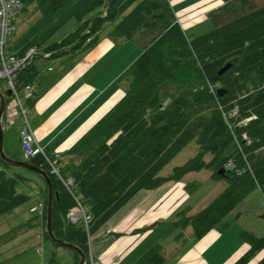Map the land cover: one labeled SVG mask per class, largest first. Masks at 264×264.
<instances>
[{
  "label": "trees",
  "instance_id": "obj_1",
  "mask_svg": "<svg viewBox=\"0 0 264 264\" xmlns=\"http://www.w3.org/2000/svg\"><path fill=\"white\" fill-rule=\"evenodd\" d=\"M29 1L36 2L44 13H55L69 0ZM222 1L209 12L214 29L189 38L172 0H85L74 13L78 29L46 48L45 54L58 57L79 52L88 44L95 46L112 22L116 25L109 37L114 43L132 40L139 32L149 40L129 67L123 98L62 153L58 161L62 177L52 172L43 153L28 159L47 171L57 193L55 235L78 245L87 264L91 263L90 237L138 191L154 189L169 178L179 180L191 171L215 167V180H229L225 190L204 209L194 215H188L187 209L179 212L176 225L183 229L193 226L198 238L213 228L227 229L230 221L222 222L223 217L254 188L264 195V1L259 5L252 0ZM32 46L36 47H28ZM227 64L230 67L221 72ZM37 76L33 60L19 72L18 80L33 84ZM219 87L227 88L228 93L220 96ZM192 140H197L199 153L175 166L170 176L160 175ZM206 153H211L210 160L205 159ZM47 154L52 156L50 151ZM12 167L1 160L0 215L35 194L45 205L36 224L44 226L43 237L50 239L46 232L47 183L40 174L43 186ZM223 168L224 174L220 173ZM69 178L74 182L72 189L89 207V231L82 222L74 223L68 217L77 203L64 182ZM32 224L29 220L22 229L3 234L0 243ZM241 237L245 248L229 264H264V236L244 230ZM160 249L159 244L152 247L138 264H158L163 259ZM52 253L53 261L55 250ZM79 261L75 252L73 264Z\"/></svg>",
  "mask_w": 264,
  "mask_h": 264
},
{
  "label": "rangeland",
  "instance_id": "obj_2",
  "mask_svg": "<svg viewBox=\"0 0 264 264\" xmlns=\"http://www.w3.org/2000/svg\"><path fill=\"white\" fill-rule=\"evenodd\" d=\"M84 1L69 0L55 13H44L38 8L36 2H27L26 8L16 20L17 30L11 37L10 48L18 52L24 47L36 46L28 47L27 50L35 49L33 56H36L35 61L39 70L35 82L43 90L48 85L60 82L66 74L71 73L85 62L84 56H89L95 51V56L99 57L88 66V70H85L81 78L71 84L69 91L74 92L79 86L85 84L93 88L90 100L92 105L97 107L106 99L108 101L106 109L102 111L100 109L96 115L100 119L125 95L129 82V67L142 54L149 40L147 34L139 32L132 40L114 43L109 37L116 25V22H112L106 25L100 35V41L95 46L88 44L81 51L68 52L60 55L62 57H45L47 56L45 50L50 44L61 41L78 29L80 23L74 13ZM252 1L259 5L264 0ZM222 3V0H172L178 20L183 23V28L189 38L214 29L209 12L220 7ZM21 96L24 97L23 92ZM27 106L30 112L31 107L28 104ZM12 129L19 131V123L6 126L7 132ZM16 150L19 154L15 153L13 156L23 158L22 149L18 146ZM199 151L197 140H192L162 169L160 175L170 176L175 166L184 164ZM211 157V153L205 154L206 160H210ZM11 169L23 172L35 183L43 186L40 183H43V178L38 173L19 167ZM214 169L215 167L191 171L179 180L169 178L160 186L154 189H141L134 195L135 197L133 196L143 199L140 205H145L146 200L150 198L149 195H143L146 192H153L152 194L155 195L153 199L162 195V199L168 198L167 202H172L171 208L167 211H164L165 208L161 203L150 208L151 212L158 216L159 222L155 224L156 231L149 237L162 244V252L168 255L167 259L170 262L187 248L194 247L198 239L193 226L189 225L183 229L176 225L179 212L187 209L188 215L196 214L214 201L229 185L227 178L219 180L213 178L216 174ZM38 204L39 201L34 195L25 204L0 215V236L14 229H22L25 220H32L36 223L34 220L38 217ZM170 211L171 215L168 214ZM112 219L99 231L103 232L107 229ZM224 221H230V226L223 232L217 231L220 236L208 246L202 258L204 262L200 261L198 264L228 263L231 256L233 257L237 251L241 252L244 245L241 233L244 230H251L257 235L264 236V195L261 190L258 187L254 188L236 208L223 217L222 222ZM218 226L220 225L215 227ZM44 230V226L36 224L35 227H26L14 238L3 240L0 243V264H73L75 251L67 247L55 246L50 239L42 236ZM94 235L90 237V243ZM205 243H208L207 240ZM53 250L56 252V257L52 261Z\"/></svg>",
  "mask_w": 264,
  "mask_h": 264
},
{
  "label": "crops",
  "instance_id": "obj_3",
  "mask_svg": "<svg viewBox=\"0 0 264 264\" xmlns=\"http://www.w3.org/2000/svg\"><path fill=\"white\" fill-rule=\"evenodd\" d=\"M95 53L94 51L89 56H84L85 62L83 64H80L75 70H71L72 72L66 74L60 82L48 85L44 90L36 82L33 83L37 93L33 103H28V105L31 107L29 116L36 135L34 146L40 145L46 152L50 151L51 154L59 153L62 155L99 120L96 115L100 109L101 111L106 109L108 104L106 99L97 107L92 105L90 100L93 88L85 84L79 86L74 92L69 91L71 84L81 78L84 72L88 70V66L99 57L95 56ZM45 57L50 58L51 56ZM34 63L36 65L35 59ZM18 146L22 149L19 131L12 129L7 132L5 130L4 150L6 154L11 158L22 160L25 157L23 149V158L13 156L15 153L19 154L16 150ZM40 183L44 184V182ZM152 193L146 192L143 194L150 196L145 205H140L142 198H134V196L133 200L130 199L132 201L129 200L115 214L116 216H112L113 219L111 218L112 220L108 223L109 227L107 229L95 233L92 237L93 241L90 243V252L95 264H138L139 259L158 244L161 246L160 251L163 256L158 264H198L200 261L204 262L202 258L205 251L220 236V233L217 232L219 230L213 228L203 237H197L194 247L187 248L175 260L170 262L167 259L168 255L162 252V244L149 237L156 231L157 226L155 224L159 222L158 216L151 212L152 209L150 208L161 203L165 208L164 211H167L171 208L172 202L168 203V198L162 199V195L157 199H153L155 195ZM168 214L171 215L172 212L170 211ZM28 221L25 220L23 224L28 223ZM34 221L37 223L36 220ZM36 223L32 224L33 227ZM206 240L209 244L205 243ZM244 248L245 244L242 246L241 251ZM238 254L237 251L233 257H230V261ZM189 259L190 263H188ZM230 261L226 264H229Z\"/></svg>",
  "mask_w": 264,
  "mask_h": 264
},
{
  "label": "built area",
  "instance_id": "obj_4",
  "mask_svg": "<svg viewBox=\"0 0 264 264\" xmlns=\"http://www.w3.org/2000/svg\"><path fill=\"white\" fill-rule=\"evenodd\" d=\"M28 0H0V91L4 94L6 104L5 111L2 116L3 126L6 128L9 124L19 123V137L21 147L24 151L26 160L43 153L48 163L51 165L52 172L61 176L58 161L61 157L59 153H52L49 156L46 150L40 145L34 146L36 143V135L32 128L28 106L30 99L35 97L36 89L34 84L22 83L18 80V74L25 69L36 56H33L35 49L30 48L24 54L19 51H12L10 41L12 35L16 32V20L24 11ZM49 56L50 54H45ZM11 90V94L8 91ZM23 92L24 97L21 96ZM1 165V157H0ZM231 166H234L231 163ZM67 187L72 189L73 179L64 180ZM76 198V205L68 212L69 219L74 222H82L86 230H90V221L92 215L89 207L83 202V197L72 189ZM35 195V194H34ZM38 199L39 197L35 195ZM40 214L44 213V202L39 199ZM43 236V234H42ZM92 264H95L91 256Z\"/></svg>",
  "mask_w": 264,
  "mask_h": 264
},
{
  "label": "water",
  "instance_id": "obj_5",
  "mask_svg": "<svg viewBox=\"0 0 264 264\" xmlns=\"http://www.w3.org/2000/svg\"><path fill=\"white\" fill-rule=\"evenodd\" d=\"M229 67H230V64H227L225 67L222 68L221 72L225 71ZM218 93L220 96H223L224 94L228 93V89L225 87H219ZM8 94H11V90L8 91ZM5 104H6L5 96L0 91V157H1V160L5 163L9 164L10 166L25 168V169L34 171V172L40 174L44 178L45 182L47 183L48 189H49L48 205H47V218H46V232H47L48 236L50 237V239L53 242H55L56 244H58L59 246L67 247V248H70V249L74 250L75 252H77L80 256V261L78 264H87V257L78 245L71 243V242H68V241H65V240H62V239H59L54 233V230H53V205H54V198H55V196H57V193L55 192V190L53 188L52 182L50 180V177H49V174L47 173V171L41 167L36 166L30 160L14 159V158L9 157L6 154V152L4 150V137H5L6 128L3 126V123H2V116H3L4 111H5ZM220 173L224 174L225 169L224 168L221 169Z\"/></svg>",
  "mask_w": 264,
  "mask_h": 264
}]
</instances>
